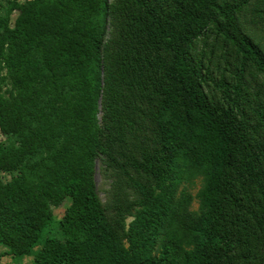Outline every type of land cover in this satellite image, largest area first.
<instances>
[{
  "label": "trees",
  "instance_id": "trees-1",
  "mask_svg": "<svg viewBox=\"0 0 264 264\" xmlns=\"http://www.w3.org/2000/svg\"><path fill=\"white\" fill-rule=\"evenodd\" d=\"M0 134L14 258L264 264V0H0Z\"/></svg>",
  "mask_w": 264,
  "mask_h": 264
},
{
  "label": "rangeland",
  "instance_id": "rangeland-1",
  "mask_svg": "<svg viewBox=\"0 0 264 264\" xmlns=\"http://www.w3.org/2000/svg\"><path fill=\"white\" fill-rule=\"evenodd\" d=\"M15 16V15H14ZM4 137L0 134V140H3ZM10 179V176L5 174H0V180L7 181ZM95 181L98 188V192L102 202L106 206H112L114 204V195L116 189H119L120 183H117L115 175L104 176L102 173V168L100 163H97ZM202 187V180L197 179L194 184L189 186V192L195 197L198 191ZM69 206V201L66 200L59 208L54 209V214L56 219H61L67 207ZM199 206L198 200L195 198L192 204V209L197 210ZM133 220L132 217L127 219V224ZM0 264H33V257H23V258H14L8 254V250L4 247H0Z\"/></svg>",
  "mask_w": 264,
  "mask_h": 264
}]
</instances>
